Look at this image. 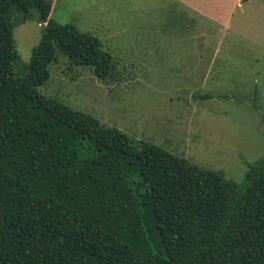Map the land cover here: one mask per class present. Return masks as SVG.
<instances>
[{"label":"trees","instance_id":"obj_1","mask_svg":"<svg viewBox=\"0 0 264 264\" xmlns=\"http://www.w3.org/2000/svg\"><path fill=\"white\" fill-rule=\"evenodd\" d=\"M31 11L40 39L6 77L12 17ZM50 12L0 0V264H264V158L236 182L38 92L57 53L100 79L114 69L96 36Z\"/></svg>","mask_w":264,"mask_h":264},{"label":"rangeland","instance_id":"obj_2","mask_svg":"<svg viewBox=\"0 0 264 264\" xmlns=\"http://www.w3.org/2000/svg\"><path fill=\"white\" fill-rule=\"evenodd\" d=\"M170 1L52 0V18L73 22L81 30L79 24L86 22L82 14L88 21L96 14L116 17L113 22L104 16L96 24L100 27H94L106 33L101 45L111 54L114 69L100 79L90 67L75 65L57 53L48 67L49 79L37 90L120 130L134 145L150 142L240 182L247 164L264 158V0H239L230 16V3L216 2V16L227 18L225 28L216 24L217 33L206 37L208 52L200 45L198 51L185 47L183 53L179 38L168 37L174 45H165L167 37L155 32L161 28V13L179 15L176 6H166ZM30 13L12 17L15 50L2 65L6 77L23 75L40 39L42 24ZM150 19L153 34L147 36ZM106 27L120 32L107 35ZM126 34L141 41L134 52L114 42ZM207 53L210 63L200 58H207ZM204 94L227 97L201 98Z\"/></svg>","mask_w":264,"mask_h":264},{"label":"crops","instance_id":"obj_3","mask_svg":"<svg viewBox=\"0 0 264 264\" xmlns=\"http://www.w3.org/2000/svg\"><path fill=\"white\" fill-rule=\"evenodd\" d=\"M50 2H51V9H52V0H50ZM216 2L223 3L220 0H197V1L171 0L166 6L167 7L171 6L172 8H175L176 6V8L179 10V15L175 16L176 14L173 15L172 12L161 13L160 14V19H161L160 27L161 28L158 31H155L156 34L158 35L163 34V36L167 37V39H163L165 45H168V44L174 45V41H172L171 43L168 42V39H170L168 37L179 38V52L181 53H183V51H186L185 47L187 50L192 49L193 52L198 51L199 50L198 48L200 45L203 46L201 47L203 51L208 52L207 47L209 45V40L206 39V37H210L217 33L216 30L214 29V26L216 24L222 25L221 29L223 30L226 26V21H227V18L216 16L214 12L215 6L217 5ZM227 2L230 3L228 4L229 5L228 11L230 12L229 13V16H230L232 13L231 11L232 6L233 5L237 6L239 4V0H227ZM104 16L111 18L113 22L116 19V17L110 13L108 14L104 13V14H96L94 20L88 21L87 15L82 14V17L85 19L86 22L84 23L81 20L83 23H80L79 26H82L83 30H81L80 28L79 29L81 31H85V32H89L93 34L100 40V42H102L101 40H103V35H105L106 33L96 32L94 30V27L95 28L100 27V26L96 27V24ZM50 17L52 16L50 15ZM153 19H154L153 21H155V23L157 24L158 17L153 15ZM163 21H165L164 25H163ZM92 24H93V27H92ZM89 25L91 26L87 27ZM146 25H147V29H145V33L147 36H150L151 34H153V32H151L153 29L152 20L150 19ZM211 25L213 26V28L210 27ZM112 26H115L114 23H112ZM106 32H107V35L111 36L112 34H115L120 31H117L113 29L112 27V29L111 28L107 29ZM152 41H155V40L152 39ZM114 42H116V44L118 45H127L129 52H134L137 48L136 44H141V41H138L134 38V36L127 35V34L123 35V38L121 40H118V41L115 40ZM125 42H132V43H125ZM147 42H149L148 38H147ZM175 42L177 43L176 40ZM189 45L193 48H191ZM209 56H210V53L209 55L207 53V58H205L204 56H200V58H203L205 63H210V61H208Z\"/></svg>","mask_w":264,"mask_h":264}]
</instances>
